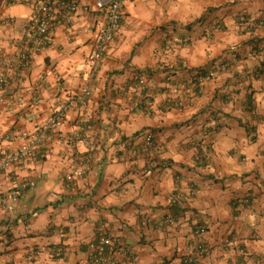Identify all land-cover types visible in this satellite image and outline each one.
<instances>
[{"label":"clouds","instance_id":"obj_1","mask_svg":"<svg viewBox=\"0 0 264 264\" xmlns=\"http://www.w3.org/2000/svg\"><path fill=\"white\" fill-rule=\"evenodd\" d=\"M0 264H264V0H0Z\"/></svg>","mask_w":264,"mask_h":264},{"label":"built area","instance_id":"obj_2","mask_svg":"<svg viewBox=\"0 0 264 264\" xmlns=\"http://www.w3.org/2000/svg\"><path fill=\"white\" fill-rule=\"evenodd\" d=\"M63 3H69L70 0H62ZM77 3H79V0H77Z\"/></svg>","mask_w":264,"mask_h":264},{"label":"crops","instance_id":"obj_3","mask_svg":"<svg viewBox=\"0 0 264 264\" xmlns=\"http://www.w3.org/2000/svg\"><path fill=\"white\" fill-rule=\"evenodd\" d=\"M257 42H261L259 38H257L256 40L253 41V43H257ZM258 51V49H257Z\"/></svg>","mask_w":264,"mask_h":264}]
</instances>
